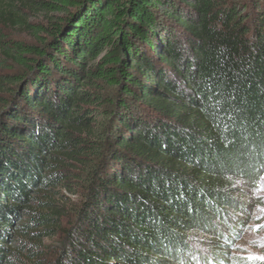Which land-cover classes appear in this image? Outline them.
Instances as JSON below:
<instances>
[{
    "label": "trees",
    "instance_id": "obj_1",
    "mask_svg": "<svg viewBox=\"0 0 264 264\" xmlns=\"http://www.w3.org/2000/svg\"><path fill=\"white\" fill-rule=\"evenodd\" d=\"M262 175L264 0H0V264H228Z\"/></svg>",
    "mask_w": 264,
    "mask_h": 264
},
{
    "label": "rangeland",
    "instance_id": "obj_2",
    "mask_svg": "<svg viewBox=\"0 0 264 264\" xmlns=\"http://www.w3.org/2000/svg\"><path fill=\"white\" fill-rule=\"evenodd\" d=\"M235 186L234 196L242 206L231 212V222H221L220 230L226 238L197 233L194 235L195 246L203 253L221 250L218 254L228 264H264V175L254 184L236 181ZM66 195L71 203L77 199L76 195ZM60 239L57 234L43 240L40 264H54Z\"/></svg>",
    "mask_w": 264,
    "mask_h": 264
}]
</instances>
